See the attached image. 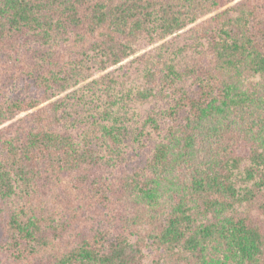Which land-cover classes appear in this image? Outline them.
<instances>
[{
  "label": "trees",
  "instance_id": "trees-1",
  "mask_svg": "<svg viewBox=\"0 0 264 264\" xmlns=\"http://www.w3.org/2000/svg\"><path fill=\"white\" fill-rule=\"evenodd\" d=\"M222 2L0 0V264H264V3Z\"/></svg>",
  "mask_w": 264,
  "mask_h": 264
},
{
  "label": "rangeland",
  "instance_id": "rangeland-1",
  "mask_svg": "<svg viewBox=\"0 0 264 264\" xmlns=\"http://www.w3.org/2000/svg\"><path fill=\"white\" fill-rule=\"evenodd\" d=\"M233 1H235V0H224V2H222L223 3V5H222V8H221V10L220 11H222V10H224L225 8H227V7H231L232 5H234L236 2H238V1H241V0H237V1H235V2H233ZM254 1H256V2H258V3H264V0H254ZM189 30V29H188ZM183 41V40H182ZM187 41V40H186ZM186 41H183L184 43L186 42ZM183 42L181 43V44H183ZM132 59H134V58H132ZM130 62H131V60H128V61H126V62H124L123 63V66L125 65V66H128V67H131V65H129L130 64ZM120 67H116V68H114V69H112L111 71H115V70H118ZM128 69V68H127ZM125 71V67H123V69L122 70H120V71H118V74L120 73V75L123 73ZM132 81H130L129 82V84L131 83ZM22 89H23V86H16V88L15 89H13V91H11V93H10V97H12V98H14V97H20L21 95H22V93H23V91H22ZM158 108V106L156 105V109ZM145 110H148L149 112L150 111H152V106H147V107H143L142 109H137V110H135V112L137 113V115L139 114V115H142V114H144V112H145ZM29 113H31V111L30 112H28V113H24V114H21V115H19L15 120H18V119H21V118H23V117H25L26 115H28ZM134 117H135V115H134ZM131 145H137V144H134V143H131V142H129V149H132V146ZM127 153L129 154V155H134L135 154V152L133 151V150H129V151H127ZM144 158H145V154H140V157L139 158H135V157H133V160L132 161H130V163H129V165H128V167H129V169H131V168H133V167H138V165H139V163L140 162H142L143 160H144ZM0 234H1V228H0ZM1 236V235H0Z\"/></svg>",
  "mask_w": 264,
  "mask_h": 264
}]
</instances>
